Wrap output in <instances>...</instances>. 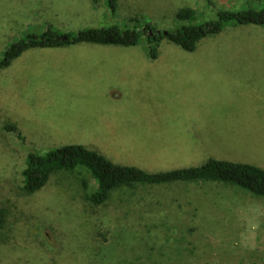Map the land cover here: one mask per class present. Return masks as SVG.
Here are the masks:
<instances>
[{"label": "rangeland", "instance_id": "obj_1", "mask_svg": "<svg viewBox=\"0 0 264 264\" xmlns=\"http://www.w3.org/2000/svg\"><path fill=\"white\" fill-rule=\"evenodd\" d=\"M0 0V53L47 26H107L137 16L158 29L254 0ZM31 47L0 69V183L12 205L0 264H264V197L213 181L136 185L88 203L84 169L22 188L28 152L83 143L147 171L208 158L264 168V25H227L186 51L146 45ZM12 126L13 129L11 128ZM15 129V130H14Z\"/></svg>", "mask_w": 264, "mask_h": 264}, {"label": "trees", "instance_id": "obj_2", "mask_svg": "<svg viewBox=\"0 0 264 264\" xmlns=\"http://www.w3.org/2000/svg\"><path fill=\"white\" fill-rule=\"evenodd\" d=\"M254 1L257 5L217 9L215 16L208 18H199L192 7L180 8L174 14L175 24L166 31L137 16L129 17L121 23L84 27L76 31H61L49 25L42 31L28 32L10 42L0 53V69L9 66L13 59L31 47H57L82 42L120 46L142 43L146 45L148 57L151 59L157 57L163 39L186 51H194L201 39L220 32L224 26L264 25V0ZM206 2L212 7L211 0ZM107 4L110 14L113 15L117 7L116 0H108ZM79 168L91 176L92 189L89 190V182L85 178L80 179V185L85 200L92 205L105 203L120 189L174 182H221L264 197V168L255 164L208 158L196 166L147 171L135 165L113 162L97 150L77 143L59 145L43 152H28L25 165L20 171L22 188L26 193H33L54 172L74 171ZM6 193L7 187L0 183V232L6 224V205H12V196Z\"/></svg>", "mask_w": 264, "mask_h": 264}, {"label": "crops", "instance_id": "obj_3", "mask_svg": "<svg viewBox=\"0 0 264 264\" xmlns=\"http://www.w3.org/2000/svg\"><path fill=\"white\" fill-rule=\"evenodd\" d=\"M78 45H101V44L88 43V44H78ZM102 45H114V44H102ZM77 144H83V143H77Z\"/></svg>", "mask_w": 264, "mask_h": 264}]
</instances>
